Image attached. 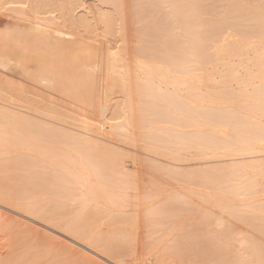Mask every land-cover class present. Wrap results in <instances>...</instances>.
<instances>
[{"label":"bare ground","instance_id":"1","mask_svg":"<svg viewBox=\"0 0 264 264\" xmlns=\"http://www.w3.org/2000/svg\"><path fill=\"white\" fill-rule=\"evenodd\" d=\"M103 1H107V4H108L109 0H103ZM129 1L131 2L132 0H129ZM137 1H141L140 4H138L137 6V7H140V9L142 8L141 12L140 10H137L139 11L138 13L135 10L136 8L135 6H132L133 8L135 7L134 8L135 11L133 9L128 8L131 10V13H133L132 11H134L133 14L135 15L136 13V16L138 14L140 17L139 16L137 17L141 19L140 22L138 19V21L136 22L137 23L136 26H134V28L136 27L138 29V27L140 26L137 27V25L139 23L141 24L140 29H138L139 33H137L139 37L137 35V38H136V40L138 41V46L135 45L136 49L134 48L135 55H132L131 53L132 51L129 45H126L124 47V44H123V46H121L117 51H114V53L112 52H110L111 54L109 53L110 56L108 60H106V63L104 62L102 63V61L104 60V59L102 60V58L99 60L100 55L97 57V55L94 52L90 53L89 50L87 52L86 51L87 47L85 48L84 46H82L83 48H80L81 45L77 46L76 44H74V42L71 41L73 39L72 33L71 32L68 33L65 30H63L68 27L75 28L78 25L77 23L79 22L78 16L80 15L76 17L78 19L77 20L75 17H73L74 15L70 16L68 12L70 6L71 5L73 6V4L77 3L76 0H13L11 2L9 1L11 4H7L9 8L6 7L8 9L7 10L8 12L5 10L6 8L4 9V13L6 11V13H9V14L8 16H6V13L4 16L0 15V21L6 25H7L6 22H11V24H13L11 31H14L15 33L16 31H19L20 33H24L25 36L19 37L21 35L16 36L12 34L2 35L0 32V42L3 43V45H6L7 47H9L10 50L13 52H16L19 46L22 47L20 43L23 44V42L24 44L26 43L28 45L29 49L27 50L32 49L33 51H37L41 49L40 47H43L44 42L51 43L55 50L50 52V55L48 57H45L44 55L39 56L37 54L34 57L30 56L28 59H26L23 56L24 53L20 54L22 56L21 58L12 57L10 54L9 55L6 54L5 56L4 52L2 55L0 54V100L5 101L6 103L7 102L8 103H19V105L20 103H27L23 107L30 109L32 111L39 112V113L44 112V114L46 113L47 115H49V117L52 115V117L54 116V119L55 117L59 116L60 118H62L61 121H64L66 123L68 122V125L71 126L72 124L70 125V123H71L72 118L69 119L68 115L63 114L64 112L61 113L60 111L59 112L55 111L53 109L54 107H52V105L50 106L49 103L47 107L43 106L42 103H41L42 106L33 105L34 103H36L35 97L40 96L38 94L41 91V90L39 91L40 88H43V90L51 89V91L54 89H56V91L59 90V92L61 91L62 93L69 94L70 97L73 98V100L78 101L80 103L82 102V104L83 102L87 104L88 110L85 111L86 114L84 113L85 117L84 116L81 117L86 120L83 122L81 121L82 125L80 127L85 129V131L89 132L90 130L97 129V127L99 126L98 123H97V126H95L94 123L97 122L96 119L97 117H99L97 116V110H99L101 107L98 108L100 105L98 106L97 104H94V103H99L98 97L101 94L98 97L96 95L97 97V100H96L94 96V86L96 84V79H97L96 74L97 72L99 73V71L102 68V65H104L103 67H105V72L109 70L112 74V76L111 75L108 76L107 75L109 72L108 71L106 74L107 78H106V75L104 74L106 80L102 77L105 80L104 85L105 87H107L106 91L109 94L111 93L110 94L111 96L112 93H114L113 91L115 89H118L119 93H121V95L123 96L122 100L124 98L127 99V103L123 102V104L126 107L124 106L123 109L120 108L122 109V112H123L122 114L123 116H121L122 119L120 121L116 120L117 122L115 121L113 125L114 138L117 137L119 140H126V142L129 145L135 146V144H133L132 141H134L135 139H138L137 137L140 135L139 131L143 129L145 132L146 129H149L150 132H148L147 130V133H144L147 135L146 136L143 135V136L147 138L144 140L145 142L149 141L152 144L148 142V144H146V147L153 149L154 152L157 151L156 152L158 153L157 155H160L161 153H163L161 155H163L164 158L170 157L171 160L178 161V163L179 161L181 162L184 161L187 158L186 157L187 155H189L191 158L195 155L196 156L199 155L198 157L201 158L199 159L200 162L202 159L204 161L208 160L207 162L209 164V160H212L213 163L214 162L219 163V161L221 163L222 162L221 160H223L226 157L228 159L230 158L234 160V158L242 159V157L244 158L247 156H253L260 152L264 153V121H262V117H264V105L263 104L260 105L255 102L253 103L250 102L252 104H249L247 102H248V99H250V97L247 98L242 95H238V93L237 94L234 93V91L230 88V86H228L230 81L237 80L233 69L229 68V70H226L227 72H225L226 73L224 75L225 77L223 76L224 79L221 82L223 86L221 85L222 86L220 87L221 90L220 92L218 91L219 92L218 95L220 94L221 96H219V99L218 97H214L215 99V101H213L214 103H211V102L203 103L204 100L202 102V99H204V97L196 93L197 92L196 89H198V91L200 90V88L197 87L199 86L197 84H200V82L198 83V80H199L198 77L200 75L205 74V72L208 71L205 69L204 65L207 64L206 66H209L213 62H216V64L218 65L222 64L223 62L221 61H223L222 58L224 55L222 54L223 56L221 55V58H220V54L226 51V49L229 50L228 47L230 45H233L234 41L236 40L234 36L231 33L226 32L225 29H227L228 31L231 28L233 30L234 27H235L234 29H236V27L240 28L243 26L242 23H245L246 25L245 27H247V31H251L248 29V24H249L250 25L249 27L251 28L253 27L254 29H256L255 33L253 32V30L251 31L253 32L252 34L254 35L260 34L259 36L261 35L264 36V0H262V2L261 0H253L252 1L253 3L249 2L251 1L249 0L248 2L251 4H245L244 1L247 2V0H244V1L242 0H164L163 1L165 2L164 6L166 7L168 5L167 3H169L170 6H167V8L171 7V9L168 8V10H171L170 11L171 13L168 12V14L164 16L168 17V15L170 16L171 14V16L168 17L169 20L171 19V22L169 20L168 21L164 20L163 24L160 23L162 26L158 24L160 21L155 23L156 25L152 24L154 21L152 20V15L147 14V12L153 13L152 10H151L152 12H150L151 7L153 8L154 11L157 10L155 12H160L161 8L163 7H161L160 10H158L154 7V5L158 3H155L153 6L150 7L149 6L150 4H148L150 0H137ZM137 1L136 3H139ZM151 1L154 2V0H151ZM127 2L128 1L126 0V2L124 3H127ZM158 2L160 6V1ZM117 3H118L117 6L123 7L121 6L123 4V0H121V4H120V1H118ZM145 3L148 4L150 9L146 8L147 4ZM102 4H105V3H102ZM132 4L130 3L129 5L131 6ZM163 4L164 3H162V5ZM76 5H78V3ZM80 5H81V2H80ZM80 5H78V7ZM201 5L204 6V8L206 7L207 9L206 12H203L206 15L205 17H199L202 12L200 10ZM126 6L124 5V7ZM105 8H106V5L104 9ZM115 8H117L118 10L119 7L115 6ZM76 9L79 12V9L77 8V6H76ZM88 9L89 8H87V10ZM58 10L60 11V14H57L58 12L56 13V11ZM61 10L63 11V13L64 11H66V13L62 15ZM108 10H110V8ZM111 10L113 11V9ZM125 10L127 9L125 8ZM162 10H161L162 12H165L166 8ZM53 11L57 14V16H55L54 14L52 15V13H54ZM2 12L3 11H1V13ZM74 12L76 13V11ZM119 12H122V11H119ZM114 13H117V12L115 11ZM121 14L124 15L123 13ZM125 14L127 13L125 12ZM155 14L156 15L160 14L161 16L163 15V13L161 12L155 13ZM134 15H133L134 19H137L135 18ZM111 16H114V14ZM154 16L155 15H153V17ZM164 16H162V18ZM125 17H128V16L126 15L124 17L122 16L123 19ZM150 18H151V21H150ZM162 18H159V19H162ZM199 18L204 20L203 21L204 23H202V20L201 22H198L200 25L201 23L203 24L201 26L197 25L198 23L196 22V20ZM128 19L129 18H127V20ZM98 20H101V19L99 18L97 19V21ZM101 21L103 23V20ZM109 21H111V19ZM133 24H135L134 21H133ZM111 25L112 24H110V26ZM127 25H124V26H127ZM116 26H118V24H116ZM229 26H231L230 29H229ZM90 27L94 28L89 25V28ZM72 28L71 30L73 32L74 29ZM134 28H132V30ZM126 29L128 30V28ZM137 29L133 30L134 33ZM45 30H48L49 34L44 35L43 32ZM93 30H96V29H93ZM244 30L246 31L245 28ZM118 31H117V35H118ZM122 31L125 32V30H122ZM234 31H232V33H234ZM245 31L242 30L239 34H242V33H243L242 35L249 34L248 37L252 35V34L250 35L251 32L246 34ZM95 32L97 33V30ZM95 32L94 34H96ZM129 33H131V31ZM225 33L227 34L225 35ZM16 34H19V33H16ZM117 35H115L116 38H117ZM236 35H237L236 38L237 39L239 38V43H240L239 46L241 45L242 42L248 39L247 36H242V37H247L246 39H243L241 38V35L239 36L238 34ZM96 36L99 37L98 34ZM115 37L112 35V39ZM251 38L252 37L249 38L250 41H251ZM134 40L135 38L133 39V41ZM254 40H256V38ZM121 41H122V38H121ZM123 41L124 43L125 41H127L125 40V37ZM259 41L260 40L258 39V42ZM216 42L218 43V45L219 43H221L220 44L221 46L219 48L216 47L217 50H215L216 52L215 54L213 53L212 57L210 54L209 56V58L211 57L210 60L213 59V61L211 62L209 58H207L209 55L207 46L209 45L208 47L210 48L212 45L209 43L216 44ZM111 43L114 44L115 42L111 41ZM229 43L230 45H228ZM236 43H237V40L235 41V44ZM245 43L246 42L242 43L241 46L245 47V45L246 44L248 45L250 42H247L246 44ZM113 44L111 45L113 46ZM117 45L118 44H116V47ZM237 46L238 45L236 44V47ZM233 47L234 46L231 47L232 48L231 51H233L231 52L232 54L231 55L227 54L226 57H229V55L233 56L235 53L236 54L234 55V57L236 55H238V57L240 55L241 57V55L244 53V50H247L245 48H243L244 50L237 48V52H236L235 50H233ZM248 47L249 45L246 48ZM194 49L196 50L199 49V50L198 52H196L194 51ZM238 49H240V51H238ZM55 52H58L59 55H56ZM80 52L84 53L85 56L83 57V62L82 63H80L81 61L79 62L80 63V66H79V64L77 65L76 63L78 61V58L76 57V55L79 54ZM195 52H196V55L197 53H200L198 54L199 59L197 62L198 64L200 63V65L203 64V68L197 65H194V67L195 66L196 68L200 67L199 69L197 68L198 71L199 70L202 71V69L203 70L205 69L206 71L204 70L205 72L203 74H201V71L199 73L197 71H194L195 69L193 68L192 63L194 59L196 58L192 59V55L196 56L194 55ZM238 52H242V54L241 53L239 54ZM224 53L226 55V53L228 52H224ZM245 54L247 55L246 52ZM244 55L242 56L245 57ZM103 56H105V54H103ZM126 60H130L128 64L125 63ZM261 60L263 61L262 58ZM261 60L257 61L258 65H261V62H260ZM29 63H32L33 65L30 66ZM216 64H214V67L216 66ZM210 67H212V65ZM95 69L97 70L96 72H95ZM102 70L104 72L103 68ZM195 73H197L198 75ZM16 74L19 76L20 75L24 76L25 77L24 79H27L28 83L27 82H17V80L16 82H14L12 78ZM140 76L142 77L140 78ZM99 80H98V85H99V82H102ZM156 81L158 83L159 82L163 83V85L165 83H167V85L168 83H170L173 86V88H176V89L182 86L185 87V91L187 92V94H185L186 97L184 96L185 98H182L183 97L182 95L184 94L180 95L181 93H179L178 95L176 93L178 89L175 92L172 91L170 94L162 90L160 91L159 86H161L160 85L161 83L159 84V86H157L155 84ZM37 87H40V88L38 89ZM102 87H103V84H102ZM98 89H101V87ZM256 89L254 90L255 91L253 94L254 97L257 96L255 93L259 94L258 92H256ZM36 91H39V92L36 93ZM99 91L101 93V90ZM263 91H264V87H263ZM263 91H260V92H263ZM43 92L44 91L41 92L42 95H43ZM240 93L242 94L243 92H240ZM134 94L139 95V98H141L142 100H139V98L138 100L142 101V103H138V104L132 103L133 102L132 99H134V96H135ZM260 95L258 96V98L260 97ZM213 96L211 97L213 98ZM215 96H217V92ZM241 96L247 101L245 100H241L242 102L238 101L237 99H239ZM242 97L241 99H243ZM41 98H44V97H41ZM50 98L52 100L53 98L52 94ZM207 98L205 97V100H207ZM258 98H256V100ZM53 99L54 101L56 100L57 102L58 98H53ZM62 100L60 99V102ZM218 100L220 101V103H218L219 102ZM221 101L222 102L227 101V103H224V102L222 103ZM236 101H238L239 103ZM243 101L245 102L243 103ZM250 101H254V100L250 99ZM62 103H64V101ZM106 104H108V100ZM78 106H79V103H78ZM56 108L57 107H55V109ZM76 108L77 107H75V109ZM78 108L79 110L76 109L77 111H75L74 106H73V109L75 112L80 111V107ZM139 109L141 113H139ZM257 111L260 113H258ZM77 115L79 116L80 114L76 113V116ZM76 116H74V118L77 119L78 116L77 117ZM108 119L109 118H107V120ZM73 120L72 122L74 124L75 120L74 121ZM79 123H76V125L78 126L81 124ZM128 127L131 129L128 130ZM123 130L125 132L128 131L126 132L128 134L127 135L125 134L126 136L121 135L125 133L123 132ZM152 132H154L155 135ZM91 133L93 132L91 131ZM148 133H151L153 136L150 134L148 135ZM86 134L89 135L88 133ZM87 135H82V136H87ZM90 135L92 137H97V138L99 137L98 135L95 136L94 133ZM88 137L89 136H87V138ZM62 138L64 139V143H66L70 139L68 137L67 139H65L64 137H61V139H59L61 143H63ZM142 141L143 140L141 139L140 142ZM29 147L28 146L25 147L27 151H30L29 154L39 153L37 146L36 147L33 146L31 148ZM230 150L231 152H229ZM58 151L60 152V154L62 153L60 150ZM164 154L169 157L164 156ZM34 157H38V156H34ZM83 157H84L83 159H79L78 161L79 165H76L73 163H68V162L66 163L67 160L66 161L64 160L65 162H63L62 159L61 161L59 160L58 162H56L58 159L57 156L56 158L54 157L50 158V156L47 158L46 156L47 160L46 159L44 160L52 164L51 167L53 170L51 169V171H55L56 169L64 177L62 176L60 178V174H58V177H57L56 173L54 172L56 177L49 178V180L47 179L46 183L45 182L43 183L50 185L49 188L53 187L56 190L58 189L56 192L57 195H59L58 191L60 192V190L61 192L63 190L64 194H67V191H66L67 189H74V190L76 189L75 191L77 192V196H79L80 198L82 197L81 198L82 200H80V202L83 203L84 205L80 212L81 215L80 214L76 216L74 215L75 217H73V219L67 220V222L65 223H64L65 220L59 221L58 219L57 221L56 220L54 221H56V223L58 221L60 223L63 222L61 225H63L64 230L66 231L67 229V233L69 231L70 233L75 235L76 238H78L76 240H79L81 238L80 240L83 239L82 243H85V241H87V243L89 242L91 245H94V246H85L86 248L96 247V246H98V248L101 247L102 250L107 252V254L111 255L110 256L111 258L114 257V258L120 259L121 264H141L142 261H143L142 263L144 264L145 262L143 258L142 260H140V257H139V256L143 257L144 254L142 253L143 255H140L141 249L139 248L140 253L138 255L136 248H138L139 245L141 244L143 245L146 243L157 244L156 248L152 246V249H150L151 247H149L150 250L147 249L149 250V252H151L150 255H152L153 250L156 251V249L159 248L158 246L161 245V248H162V245H165L168 247L169 250L170 249L175 250V253L172 250H170L173 252V254H175V256L171 255L172 258L177 256L178 258L177 257L176 258L178 260L183 259L184 262L180 261V263H183V264L184 263L185 264H264V185H263L264 161L261 160L262 162L256 161L255 163H253L254 160L252 161L251 159L250 161L253 163V165L252 163H249L250 167L252 165V170H248V172L251 171L248 177H246L247 174H245L242 170V167L244 164H241L242 167H239L240 164L239 165L237 164L238 167H233V170L231 169V171L227 169L228 172L225 168H219L218 169L219 171L216 170L217 173H215L214 170L213 172H211L210 169L207 170L206 168V170H201L200 173L198 171V173L200 174V177H199V174H196V176L195 175H192V177L188 176V179L187 177L181 176L180 174L181 171L179 174L178 172L177 174L176 172L170 173V171H169L170 174H167L168 172L165 171L166 172L165 173L162 169L157 168L158 169L157 171L158 173H157L155 171L156 167H152L153 165L148 164L149 166L148 167L146 166V168H148L146 169L147 172L148 170H151V169L153 170L155 168V170H153L155 173L160 174L162 172L161 175H158V176H162L163 180H165V178L163 177L164 173H165L164 176L169 175V177H166V180L164 182H162L161 178L158 179L159 177L157 179L161 180V182L156 181L154 179H156L157 174L154 175L153 174L154 172L151 170L153 173L149 171L148 172L149 175L147 176L148 178L152 177V179L155 182H152V181L149 182L148 179L146 182H143L144 177L142 181V175L140 173L142 170H139L138 165H137L138 167L134 169L133 166H134L135 160L130 159L131 162H129L128 160L126 161L125 159L127 156H125L124 153L123 154L122 153H103V154H97L96 156H94L93 154H85ZM198 157H195L194 160ZM51 159L52 161L56 159V161L54 160L55 162L54 161L52 162ZM127 159H129V157ZM190 159H187V161L185 162L187 163ZM194 160H191V161L194 162ZM255 160H259V159H255ZM21 161L22 160H20V162ZM185 162H182V164ZM125 163L126 165L131 164L133 169L130 170V168H128L125 165ZM28 166L30 165H27V167ZM76 166H78L79 168H77ZM199 166H201V164ZM181 167H183V165ZM246 167L248 168V166ZM250 167L248 169H250ZM143 168L145 170V167ZM247 168L245 169L243 168L244 171L247 170ZM211 169H214V168H212L211 166ZM147 172H144V173H147ZM151 173H152V176H151ZM244 174H245V177H244ZM153 175L155 178H153ZM91 176L93 179L91 178V180L89 181ZM171 176L173 180L171 178V181H170L169 179ZM225 176L228 179H231L232 181L234 180V178L244 177L245 179L244 181L240 180L242 182V183L240 182V185L244 187H240V185H238V188H236V190L234 189L235 187H233V185H232V188L229 187L231 186L230 184L227 187L226 183L229 180L227 182L225 181L226 183H224L223 178H225ZM195 177H197L198 180L199 178L201 180L197 182L198 180L196 181ZM213 178L217 181H209ZM45 186L46 185H44L43 188ZM223 193L225 194L227 193L231 195L234 194V197L232 196L225 197L226 195L224 196ZM64 194L62 196H64ZM235 194L237 196L240 195L244 197H246L249 194L248 196L250 197L249 198L248 197L237 198L235 197L236 196ZM259 194H263L262 198L258 196ZM14 203H11V204L13 205ZM63 204H65V202ZM17 206L19 205L17 204ZM91 206H92V209L96 211L94 212L95 214L97 213L100 216H103V215L107 216L108 218L107 217L106 218L112 221V222L109 221V223L112 224V227H115L117 230H121V232L123 231L122 233L125 232L126 236L127 235L129 236L127 237L130 243L129 247L132 248L133 246H135L133 247L135 250H133L132 248L133 252L131 251L130 253L126 252L128 255H125V251L124 253H123V250L118 251V249L123 248V245L119 244V242L122 241L121 240L122 239L121 237L123 235L122 233H121L122 235L119 234V238L121 239H118V242H116L117 240L114 241L112 239L116 231L114 232V234H112L113 236L109 235L111 239L113 240V242L118 243L120 245V246L118 245L119 247L122 246L121 248L119 247L116 248L117 244L115 243L116 245L114 246L111 239H110L111 242L103 241V239L105 238L104 237L105 235L102 234L103 235L102 238L104 237L103 239H100L97 236V234L93 235L92 233L93 235L92 236L90 234L91 233L90 227L88 228L90 230L87 234L91 236L86 234L84 230L85 228L80 229L82 224H87L84 221L86 217L89 216V214L91 215V213H93V212H90L88 214L86 213L85 215V212H87L88 208L89 207L91 208ZM24 210L25 209H23V211ZM94 213H93V216H94ZM35 216L37 217V215ZM100 216L99 218H101ZM49 217H50V214H49ZM60 217L61 216H59V218ZM74 218L79 219V220L81 219V221L83 218L84 219L83 221L85 223H82V224L79 223L80 226L78 227L77 226L78 223ZM90 218L88 222L92 221L90 220ZM103 218H101L102 221H103ZM50 219L48 218L47 220H50ZM101 219L99 221H101ZM95 221L97 222L96 219ZM47 223H50V222H47ZM51 223H53V220ZM101 223H99L98 225H100ZM106 223H105L106 226L103 225V227L105 226V229L101 227L102 226L101 224L100 228L98 227L99 230H101L102 228V230H107L109 232L108 230L109 228L107 227ZM59 225H58V228H59ZM93 226L97 228V226L95 225ZM107 231H104V232H107ZM118 233H120V231ZM160 233H161L160 237L158 238L154 237L155 235L159 236ZM106 237L108 238V236ZM72 238H75V237H72ZM123 239L126 240V238L124 237ZM104 240H106V238ZM106 242L107 244L109 243L110 246L113 245L111 247L113 249L116 248L117 251L112 250L111 247L108 246L109 244L107 245ZM121 243L124 244L123 241ZM134 244L136 245L139 244V245H137L138 247H136V245ZM142 250H143V246H142ZM169 250H166V251H169ZM94 251L97 252V250H94ZM134 251H136V254ZM72 252L74 254L75 251H72ZM75 254L78 255L76 252ZM107 254L106 256H109ZM76 255H73V256L75 257ZM162 255L160 254L159 257H161ZM168 255H169V258H171L170 254ZM73 256H70L71 259L74 258ZM165 256L163 255V257ZM78 257L79 256H77L76 259L74 260H71V259L70 260L75 262ZM169 260L171 261L172 259H169ZM176 262H173L172 260L171 264H174ZM58 263L59 262L54 263V264H58Z\"/></svg>","mask_w":264,"mask_h":264},{"label":"rangeland","instance_id":"2","mask_svg":"<svg viewBox=\"0 0 264 264\" xmlns=\"http://www.w3.org/2000/svg\"><path fill=\"white\" fill-rule=\"evenodd\" d=\"M9 1L11 2L13 0H4V1L3 0H0V5L1 6L4 3L3 4L4 7L3 6L2 7L0 6V15H3V16L5 15L6 11L8 10L7 8H9V6L7 4H11ZM76 1H77L78 5H80V2H81V5L79 6L80 8L78 7V5H76L77 3H75V4H73V6L72 5L70 6L68 12H69V15L70 16H73L74 15L73 17H75V18L78 15H80V16H78L79 17L78 18L79 20L76 18L79 21V22H77L78 25L75 28L68 27V28L63 29V30H65L68 33H70V32L72 33L73 39L71 41H73L74 44H76L77 46H80L81 45L80 48H83L82 46H84L85 48L87 47L86 48L87 49L86 51L88 52V50H89L90 53H93L94 52L97 55V57L100 55L99 56V60L101 58H102V60L104 59L102 61V63L103 62L106 63V60H108V58H109V56L111 54L110 52L114 53V51H117L121 46H123V44H124V47L126 45H129V47H130V49L132 51L131 52L132 55H135V49H136L135 48L136 47L135 45L138 46V41L136 40V38H137V35H138L137 33H139L138 32V29H140L141 24L139 23L140 25L139 24L137 25V27L140 26V27H138V29L136 27L134 28V26H136V24H137L136 22L138 21V19H139V22L141 21V19L137 17V16H139L138 14L136 16V13H135V15L133 13H134L135 10L136 11L137 10H140V12L142 11V8L140 9V7H137L138 4H140L141 1H137L136 0L137 2H139V3H136L135 0H132L131 2L129 0H127L129 2V4L130 3L132 4V2H133V4L130 6L128 4V2L127 3H124V2H126V0H123V4L121 5L123 7L117 6L118 5L117 2L120 1V4H121V0H109L108 1V4H107V1H103V0H76ZM158 1H160V6H159V2ZM163 1L164 0H156V1L154 0V2H152L150 0V2H148V4H150L149 6L151 7L155 3H158V4H155L154 5V7L156 9H158V10H160L161 7H163V8H161V10L164 9V8H166V11L167 12L166 11L165 12H162L163 10L162 11L160 10V12L163 13L162 16H164V15H167L168 12H170L171 10H168L169 7L167 8V6H170V4L167 3L168 5L165 7L164 6L165 5V2H163ZM242 1H244V0H242ZM248 1L249 0H247V2L244 1V3L245 4H251V3H253L252 2L253 0L249 1L251 3H249ZM261 2H262V0H261ZM102 3H105V4H102ZM162 3H164V4L162 5ZM145 4H147V3H145ZM148 4L146 5V8H149ZM5 5H7V6H5ZM75 5L79 9V12L77 11ZM105 5H106V8L107 9L106 8L104 9ZM109 5H110V7H109ZM113 5H114V7H113ZM124 5L125 6L128 5V6L124 7ZM115 6L116 7H119L118 10H117V8H115ZM132 6H135L136 7V8L134 7L135 10H134V8ZM246 6H248V5H246ZM87 8H89L91 11L89 9H88L89 10L88 11ZM109 8H110V10L113 9V11L111 10V12H110V10H108ZM120 8L123 9V10H121ZM125 8L127 10H125ZM128 8L133 9L134 10V11H132L133 13H131V10L128 9ZM137 8H139V9H137ZM4 9L6 10L5 13H4ZM169 9H171V7ZM86 10L88 11V13H87ZM151 10L153 11V13L147 12V14H149V15L151 14L152 15V20H154L153 23L151 22L152 24H155V23H157L159 21L160 22L158 24H160V23L163 24L164 20L165 21H168L169 20L168 17L171 16V14H170L171 12H170L169 13L170 16L169 15H168V17L167 16H164L165 18L163 17L164 18L163 19L160 14H157V15L155 14V13H160V12H155L157 10L154 11L152 7L150 9V12H152ZM200 10L202 12L200 11L201 12V15L199 17H205L206 15L203 12H206L207 11L206 7L204 8V6L201 5ZM1 11H3V12L1 13ZM74 11H76V13ZM115 11L117 13H114ZM119 11H122V12H119ZM61 12H62V15L66 13V11H64V13H63L62 10H61ZM83 12H85V13H83ZM109 12H110V14H109ZM125 12L127 14H125ZM137 12L139 13V11H137ZM56 13L57 14H60V11L58 10V11H56ZM56 13L54 12V13H52V15L54 14L55 16H57ZM82 13H83L84 16L82 15ZM121 13H123L124 15H122ZM8 14L9 13H6V16H8ZM86 14H88V15H86ZM89 14H91L92 16L89 15ZM113 14H114V16H111ZM125 15L128 16V17H125L124 18L125 20H124L122 18V16L124 17ZM133 15L137 19H134ZM153 15H155V16L153 17ZM83 17L85 18V20H84ZM155 17H157L158 19L155 18ZM99 18L101 20H103V23H102L101 20H98L97 21V19H99ZM127 18H129V19L127 20ZM159 18H162V19H159ZM110 19H111V21H109ZM199 19H197L198 21L196 20L197 23L198 22H201V20H202V23H204L203 22L204 21L203 19H200V20ZM155 20H156V22H155ZM161 20H162V22H161ZM133 21L135 22V24H133ZM150 21H151V18H150ZM169 21L171 22V19ZM125 22H127V23H125ZM6 23H7V25L4 24V23H2V22L0 23V32H1L2 35H10V34H12V35H16V36L21 35L19 37L25 36L24 33H20L19 31H16V33H19V34H16L14 31H11V28H12V25L13 24H11V22H6ZM109 23L112 24V25L110 26ZM202 23H201V25H203ZM84 24H86V25H84ZM93 24H94V26H93ZM116 24H118V26H116ZM127 24H129V25H127ZM242 24H243L244 27L243 26L240 27V28L236 27L237 31L239 30L238 33H237L236 29H234L235 27L233 28V30H232V28L230 29L231 26H229V29L230 30L227 31V29H225L226 32L231 33L234 36V38L237 40V43L236 44L238 46L236 47V44H235V41L236 40L234 41V43L231 42V43H233V45H230V43L228 44V45H230L228 47L229 50L226 49V51H224V52H228V53H226V55H225L224 52H222L220 54V58H221V55L222 54L224 55V56L222 55L223 56V58H222L223 61H221L222 59L219 60V61H221L223 63L220 64V65H218V64H216V62H213L214 64H216L215 67H217V68L214 67V64L213 63H211L213 61V59L212 60H210V59H211L213 53L215 54V52H216L215 50H217V48H219L221 46L220 45L221 43H219V45H218L217 42H216V44L209 43V44L212 45L211 46L212 48L210 47L211 50L208 47L209 45L207 46L208 54H209V55L207 54L208 55L207 58H209V56L211 54V57L209 58V60L211 61V62L210 61L209 62L211 64L209 65V63H208L209 66H206L207 64L204 65L205 69L208 70V71H206L204 69L207 73L203 69H202L203 72L201 70L198 71V69L200 67L203 68V64H201V65H200V63L198 64V62H197L198 59H199L198 58L199 57L198 54H200V53H197V55H196V52H198L199 49L198 50L194 49V51H196L195 54H194L196 56H193L192 55V59L196 58V59H194V61L192 63L193 68L195 69L194 71H197L198 73L201 71V74H203L205 72V74L200 75L198 77L199 78L198 83L200 82V84H197V85H199L197 87L200 88V90H199L200 92L198 91V89H196V91H197L196 93L199 94V95H202V97H204V99H202V102L204 100L203 103H210V102L211 103H214L213 102V101H215L214 97H218V99H219V96H221V95L220 94L218 95V93L221 90L220 87L223 86L221 84L222 80L224 79L223 76L226 74L225 73V72H227L226 70H229V68H231L235 72L234 74H235L237 80L230 81L229 84H228V86H230V88L234 91V93H236V94L238 93V95H242V96L247 97V98L250 97L251 100H254V101H250V99H248V102L247 103H249V104H252L253 102H255V103H258L260 105L261 104L264 105V96H263L264 95V91H263V87H264V40L263 39H264V36L261 35L262 36V38H261V36H259L260 34H258V35L257 34H255V35L252 34L253 32L255 33V30L256 29H254L253 27H252L253 28L252 29L251 27H249L250 25L248 24V29L251 30V31L253 30V32L247 31V27H245L246 26L245 23H242ZM89 25L92 26V27H94V28H91V27L89 28ZM124 25H127V26H124ZM197 25H200V24L198 23ZM113 27H115V28H113ZM123 27H125V28H123ZM71 28L74 29L73 32H72ZM126 28H128V30ZM132 28H134L133 30L137 29L136 30L137 32L135 31V33H134V31L132 30ZM241 28H242L243 31H245L244 28L246 29V31H245L246 34H248V33L251 32L250 33V35L252 34L250 36V37H252L251 38V41L249 39L250 37H248L249 34L248 35H245V34L242 35L243 33L242 34H239L242 31ZM93 29H96L97 30V33L95 32L96 30H93ZM121 29L122 30H125V32L122 31ZM114 31L116 32V34H115ZM117 31H118V35H117ZM127 31H129V32L131 31V33L127 32ZM232 31H234V33H232ZM94 32L96 34H94ZM123 32H124V34H123ZM43 34L44 35L49 34V31L48 30H45L43 32ZM97 34L99 35V37L96 36ZM114 34L117 35V38L115 37ZM226 34L227 33H225V35ZM236 34H238V36L241 35V38H243V39H246L248 37V39H246L245 41L244 40H242V41H244L246 43L247 42H250L248 44L249 45L248 48H250V49L246 48L248 46L246 43L245 44L247 46L245 44H243V45H245V47L241 46L242 43H244V42H242L241 45L239 46V44H240L239 43V38L238 39L236 38L237 37ZM112 35L115 38L112 39ZM93 36L95 37V39H94ZM104 36H105V38H104ZM118 36H119V38H118ZM134 36H136V37H134ZM242 36H247V37H242ZM39 37H41V36H39ZM124 37H125V40H127V41H125V43L123 41L124 40ZM138 37H139V35H138ZM253 37H254V39L256 38V40H254ZM121 38H122V41H121ZM128 38H129V40H128ZM130 38H132V39H130ZM134 38H135V40L133 41ZM107 39H108L109 42L107 41ZM258 39L260 40L259 42H258ZM111 41L112 42H115L116 44H118L117 47H116V44L114 43L115 44L114 45L113 43H111ZM132 41H133V43H132ZM45 43H47V42H44L43 43V47H40L41 49H39L37 51H33L32 49L31 50H27V49H29L28 45L26 43L24 44V42H23V44L20 43L22 45V47L19 46L18 50H16L17 53L11 51L9 47H7L6 45H3V43H1L0 46L2 48L1 47L0 48L2 50L0 49V52H1L0 54L2 55L3 52H4L5 56H6V54L7 55L10 54L12 57L21 58L22 56L20 54L24 53L23 56L26 59H28L30 56L31 57H34L37 54L39 56L44 55L45 57H48L50 55V52H52L55 49L53 48V46H52L51 43H47V44H45ZM93 44H94V46H93ZM111 44H113V46ZM250 45H251V47H250ZM232 46L236 47V48L233 47V50H235L236 52H237V48H240V49L245 48V49H247L249 51L243 49L244 50V53L243 54H242V52H238L239 54L241 53L242 55H244L245 52L247 53V55L246 54L244 55L245 57H243L241 55L242 58L239 55V57L241 58L240 59L238 57V55H236L234 57V55L236 54L235 51H234L235 54L233 53L234 55L233 56H230L232 54L231 52H233V51H231L232 50V48H231ZM213 48H215V49H213ZM240 49H238V51H240ZM243 50H241V51H243ZM106 51L107 52L109 51V52L107 53ZM211 51H212V53H211ZM13 53H14V55H13ZM205 53H207V52H205ZM55 54L56 55H59L58 52H55ZM103 54H105V56H103ZM227 54H230L229 57H226ZM84 56H85V54L84 53H81V52L76 55V57L78 58V61L76 62L77 65L79 64V66H80V63L83 62V57ZM261 56H263V57H261ZM261 58L263 59V61L261 60ZM259 60H261L260 61L261 62V65H258L257 64L258 63L257 61H259ZM129 61L130 60H126L125 63L128 64ZM29 65L32 66L33 64L32 63H29ZM194 65H197V66H200V67L199 68L197 67L198 68L197 69L196 66L194 67ZM211 65H212V67H210ZM103 66L104 65H102V68L104 69V72H103L102 68L99 71V73L97 72V74H96V77H97L96 84L94 86V96H95V99L96 100H97V97L101 94L99 96L101 98V100L98 97V99H99L98 102L99 103H94V104H97L98 106L100 105L99 107L98 106H96V107H98V108L101 107L99 110H97V108H96V110H97V116H99V117H97V119H96L97 122L94 123L95 126H97V123L99 124V126L97 127V129L90 130L89 132L88 131H85V129H83V128L80 127L82 125L81 121L83 122V121L86 120V119L81 118V117H83L85 111L88 110L87 104H85L84 102L82 104V102L80 103L78 101H75V100H73V98L70 97L69 94L62 93L61 91L59 92V90H57V91H56V89H54L52 91H51V89H47V90L45 89V90H43V88L37 87L38 89L40 88L39 91L41 90L40 92L39 91H36V93L39 92L38 94L40 96L39 97H35L36 103H34L33 105H36V106H42L43 105V106H46V107L49 104H50V106L52 105V107H54L53 109L55 111H58V112L60 111L61 113L64 112L63 114L68 115L69 119L72 118L71 119V123L69 122L70 125L72 124L71 126L68 125V122L66 123L64 121H61L62 118H60L59 116L58 117H55V119H54V116L52 117V115L49 117V115H47L46 113L44 114V112L39 113V112L32 111L30 109H27V108L23 107L27 103H20V105H19V103H8V102L6 103L5 101L0 100V264H54V263H57V262H59L58 264H76V263L77 264H121L120 263V259H117V258H114V257H113L114 259L111 258L110 257L111 255L107 254V252H105L104 250H102L101 247L98 248V246H96V247H87L86 248L85 246H94V245H91L89 242L87 243V241H85V240H84L85 243H82L83 242V239L80 240L81 239L80 238L79 240H76L78 238H76L75 235H73L69 231L67 233V229H66V231L64 230L63 225H61L63 222L60 223L59 221L60 220L61 221L62 220L63 221L65 220L64 221V223H65V222H67V220L73 219V217H75L76 215H79V214L81 215L80 212H81V209H82V207H83L84 204L80 202V200H82L81 199L82 197L80 198L79 196H77V192L75 191L76 189L75 190L74 189H67L66 190L67 191V194H64V191L62 190V192H61V190H60L61 193L58 191L59 195H57L56 192H57L58 189L56 190L53 187H50L49 188L50 185L45 184L46 181H47V179L49 180V178H53V177H56V176L58 177V174H60L56 169H55V171H51V169H52L51 165L52 164H50L48 161L46 162V160H47V158L49 156H50V158L51 157L52 158L53 157L56 158V156H57L58 157L57 161H56V159H54L56 162H58L59 160L61 161V159H62L63 162H65L67 160L66 163L68 162V163H73V164L79 165L78 164L79 159H83L84 158L83 156L85 154H93L94 156H96L97 154H103V153H122V154L124 153L125 156H127L126 159H125L126 161L128 160L129 162H131L132 159L135 160L134 166H133L134 169L139 166L138 167L139 170H142L141 172L140 171L139 172L142 175V181H143V177H144V181L143 182H146L147 179H148L149 182L150 181L155 182L154 180L160 181V182L162 180V182H164L166 180V177H169V175L164 176L166 172H168L167 174L174 173V172H176V174L178 172V174H179L180 171H181V173H180L181 176L182 177H187V179H188V176H191V177H192V175H195L196 176V174H199L201 170H206V168H207V170L210 169L211 172H213V170H214L215 173H217V171H219L218 170L219 168H225L226 170L228 169L229 171H231V169L233 170V167H238L239 164H240L239 167H242L241 164H244L245 165V166L243 165L242 170H243V172L245 174H247L246 177H248L249 174H250V172H251V171L248 172V170H252L253 163H255L256 161L257 162H260L261 160L264 161V153H262V152L255 154L256 156L253 155V156H247V157H244V158L242 157V159L241 158H239V159L238 158H234V160H233V159H230V158L228 159L226 157L223 160H221L222 161L221 163L219 161V163H217V162L215 163L214 162L215 164L213 163L212 160H209V164L207 162L208 160H205L206 161L205 162L202 159L201 162H200L199 159H201V158L198 157L199 155H197V156L195 155L192 158L189 155H187L186 156L187 158L184 161H182V162H185V161H187V159H190L191 158L188 161L189 163L188 162L187 163L185 162V163L182 164V162L179 161V163H180V165H179L178 161L171 160L170 157L167 156V155H165V154H164V156L169 157V158H164L163 155H161L163 153H161L160 151L159 152L161 154L160 155H157L158 154V153H156L157 151L154 152L153 149H151L149 147H146V144H148L149 141L148 142L147 141L146 142L144 141L145 139H147L146 137H144L147 134H144V133H147V130H148V132H150L149 129H146L145 128L146 129L145 132H144L143 129H141L139 131V134L140 135L137 137L138 139H135V140L133 139L134 141H132L133 144H135V146L134 145H129L126 142V140H119L117 137L114 138V136H113L114 135V132H113L114 131V127H113V125H114V123H115L116 120L117 121L118 120L120 121L122 119V117H121V116H123L122 115L123 114L122 109L125 106L123 104V102L127 103V99L124 98L122 100V97L123 96L121 95V93H119L118 89H115L113 91L114 93H112V95H111L112 97L110 96L111 93L109 94L106 91V88L107 87H105L104 81L106 80L105 79V75L107 74V72L109 70L107 72H105V67H103ZM226 67H228V68H226ZM96 71L97 70L95 69V72ZM98 74L99 75L101 74L100 75L101 78H100V76ZM195 74H197V73H195ZM107 75L108 76H110V75L112 76V74H111L110 71L108 72ZM107 75H106V78H107ZM20 76L16 74L12 78V80H14V82H16V80H17V82H27L28 81L27 79H24L25 78L24 76H22V75H20ZM141 77L142 76H140V78ZM99 78H100V80H99ZM98 80L99 81H102V82H99V85H98ZM101 83L103 84V87H102V84ZM160 83L161 82H159V83L157 81L155 82V84L157 86H159ZM160 85H161V86H159L160 87V91L162 90V91H165L166 93H169L170 94L172 91L175 92L178 89L176 91V93L178 95H179V93H181L180 95L184 94V95H182L183 96L182 98H185L186 97L185 94H187V92L185 91V87H183V86H182L183 88L182 87H178L176 89V88H173V86L170 83H168V85H167V83H165L164 85H163V83H161ZM100 87H101V89H98ZM256 88H258V89H256ZM260 88H262V89H260ZM38 89H36V90H38ZM255 89H256V92L259 93V94L255 93L257 95L256 97H254V95H253L254 92H255L254 91ZM259 89H260V91H263V92H260ZM99 90H101V93H100ZM42 91H44L43 92V95L41 93ZM96 91L99 92V93H97ZM115 91H117L118 93L115 92ZM184 91H185V93H184ZM57 92H58V94H57ZM216 92H217V96H215L216 95ZM240 92H243V93L241 94ZM51 94H52L53 98H58L57 99V102H56V100L54 101L53 98L51 100V98H50L51 97ZM62 94H63V96H62ZM105 94H106V96H105ZM96 95H97V97H96ZM116 95L119 96V97H117ZM134 95L135 96H134V99H132L133 100L132 103H137V104L138 103H142V101H139V100H142L141 98H139V95H137V94H134ZM259 95H260V97L258 98ZM211 96H213V98ZM41 97H44V98H41ZM63 97H65V98H63ZM135 97H137V98H135ZM205 97L206 98L208 97L207 100H205ZM236 97H238V96H236ZM241 97L239 99H237V100L238 101H241V100L247 101L243 97H242L243 99H241ZM36 98H38V99H36ZM46 98H48V99H46ZM68 98L70 100H72V101H70ZM117 98H119V99H117ZM138 98H139V100H138ZM256 98H258V99L256 100ZM60 99L61 100L63 99V100L60 102ZM58 100H59V102H58ZM107 100H108V104H106L107 103ZM63 101H64V103H62ZM121 101H122V103H121ZM238 101H236V102H238ZM245 101H243V103ZM223 102L224 103H227V101H223ZM250 102H252V103H250ZM41 103H42V105H41ZM78 103H79V106H78ZM218 103H220V101ZM228 103H230V102H228ZM231 103H233V102H231ZM73 106H74V109H75V107H77L76 108L77 110H79L78 107H80V111L75 112L77 110L75 109V111H74ZM105 106L106 107L108 106V107L106 108ZM55 107H57V108L55 109ZM120 108H122V109H120ZM61 110H63V111H61ZM76 113L77 114H80V115L79 116L77 115L78 116L77 117L76 116ZM139 113H141L140 109H139ZM258 113H260V112H258ZM104 115H106V116H104ZM74 116H76L78 120L76 118H74ZM107 118H109V119L107 120ZM72 120L74 121V124H73ZM262 121H264V117H262ZM76 123H79L80 125L77 126ZM75 125H76V127H75ZM130 129L131 128L128 127V130H130ZM91 131L95 134V136L98 135L99 137L98 138L97 137H92L90 135V134H93V133H91ZM123 132H125V131L123 130ZM126 132H128V131H126ZM126 132L123 133V134H121V135L126 136L128 134ZM86 133H88L89 135H87ZM152 133H154V132H152ZM149 134L152 135L151 133H148V135ZM64 135H66L70 139L66 143H64V139L62 138L63 139L62 140L63 143H61L59 141V139H61V137H64L65 139H67V137L64 136ZM82 135H87L89 137L87 138V136H82ZM154 135H155V133H154ZM157 135H158V133H157ZM141 139L143 140L142 142H140ZM150 144H152V143H150ZM26 146H28V147L30 146L29 148H31L33 146L34 147L37 146L38 147V150H39V153L38 154H31L30 153L31 154L30 155L29 154L30 151H27V149H25ZM132 146H134V147H132ZM58 150H60L62 153L60 154V152ZM229 152H231V150ZM32 155L38 156V157H34ZM46 156H47V158H46ZM59 157H60V159H59ZM128 157H129V159H127ZM195 157H198V158H196L194 160ZM254 158L255 159H259V160H255ZM19 159L22 160L21 161L22 163L20 162ZM44 159H46V160H44ZM245 159H246V161H245ZM251 159H252V161L254 160L253 163L250 161ZM178 160H180V159H178ZM191 160H194V162L191 161ZM197 160H199V161H197ZM51 161H52V159H51ZM33 163H34V165H33ZM197 163H198V165H197ZM249 163H252L251 167H250V164ZM148 164L153 165L152 167H156V170H155V168L153 169L156 172L158 171V169H162L164 172L166 171L163 174V177L165 178V180H163L162 176H158V175H161L162 172L160 174H157L158 172L155 173L152 169L151 170L154 173L151 170H148V172L151 171L154 175L157 174V177L154 180L152 179V177L148 178L147 175H149V173L146 170V169H148V168H146V166L147 167L149 166ZM184 164H185V166H184ZM200 164H201V166H199ZM203 164H205V165H203ZM19 165H21V166H19ZM27 165H30V166L27 167ZM47 165H48V167H47ZM125 165H126V163H125ZM182 165H183V167H181ZM209 165H211L212 168H214V169H211V166H209ZM126 166L128 168H130V170L133 169L132 166H131V164H127ZM246 166H248V168L250 167V169H248ZM45 167H47V168H45ZM76 167L79 168L78 166H76ZM143 167H145V170H144ZM227 167H229V168H227ZM203 168H205V169H203ZM215 168H217V169H215ZM243 168L244 169L247 168V170L244 171ZM143 170H144V172H147V173H144ZM226 170H225V172H226ZM228 170H227V172H228ZM169 171H170V173H169ZM198 171H199V173H198ZM54 172L56 173V176H55V173ZM182 172H184V173H182ZM223 172H224V170H223ZM152 173H151V176H152ZM245 174H244V177H245ZM154 175H153V178H155ZM62 176L63 175L60 174V178ZM191 177H189V178H191ZM199 177H200V174H199ZM244 177L234 178V180L232 181L231 179H228L225 176V178H223V182L226 183L229 180L226 183L227 185L226 184L225 185L228 187L229 184H230L231 186H229V187H231V188H232V185H233V187H235L234 189L236 190V188H238V185H240V182L245 180ZM91 178H92V176L90 177L89 181L91 180ZM157 178L158 179L161 178V180H158ZM171 178H172V176L169 179L170 181H171ZM149 179H151V180H149ZM213 179H211L209 181H217V180H215V179L213 180ZM172 180H173V178H172ZM195 180L196 181L198 180L197 177H195ZM200 180L201 179L199 178V180L197 182H199ZM43 182H45V183H43ZM160 182H158V183H160ZM44 185H46V186L43 188ZM263 185H264V178H263ZM47 186H48L49 190H48ZM240 187H244V186H241L240 185ZM52 189L55 190V191H53ZM62 193L64 194V196H62L63 195ZM227 193H229V192H227ZM227 193L226 194L223 193V195L224 196L226 195L225 197H230V196L234 197V194L231 195V194H227ZM248 195L246 197L249 198L250 196H248ZM55 196H57V197H55ZM60 196H62V197H60ZM258 196L260 198H262L263 194H259ZM53 197H54V199H53ZM63 197H65V198H63ZM235 197H237V198H246V197L240 196V195H238V196L236 195ZM13 200L15 201V203H14ZM19 202H20V204H19ZM64 202H65V204H63ZM11 203H14L13 204L14 206ZM16 203L19 206H17ZM24 206H25V208H24ZM29 207H30V209H29ZM20 208H22V209H20ZM44 208H45V210H44ZM23 209H25V210L23 211ZM90 209H92V206H91V208L90 207L88 208V211ZM26 210H27V212H26ZM28 210L30 211V213H29ZM92 210H90L89 212L88 211L85 212V215H86V213L88 214L90 212H93V213L96 212V211H94V209H92ZM93 213H91L92 216L90 214L87 217L85 216L86 217L85 220L82 218V221H81V219L79 220V219H75L74 218L77 221V223H78L77 226L78 227L80 226L79 223L82 224V223H85L86 222L88 224V226H87V224H82V226L80 227V229L81 228H83V229L85 228L84 230H85V232L87 234L89 232V230H90L88 228L90 227L91 228V233L90 234L91 235H92V233H93V235L97 234V236L100 239H103L105 237L106 240H104L105 239L104 238L103 241H108V242L110 241L111 242V240L113 239L114 241L117 240L116 242H118V239H121L122 238L121 240L123 241L124 244L121 243L122 241L119 242V244L120 245H123V248H121L122 246L119 247L120 245L118 243H116V242H113V240H112V243H113L114 246L117 244L116 248H118V247L121 248V249H118V251L119 250H123V253L125 251V255H128L127 254L128 252L130 253V251L133 252V250H135L133 248L135 246L132 247L133 250H132L131 247H129L130 246V243H129V239L127 238L129 236L128 235L126 236L125 232L122 233L123 231L121 232V230H117L115 227H112V224L109 223V221H111V220H108L107 219L108 218L107 216H104L103 215L104 216V218H103V216H100L97 213L96 214L94 213V216L96 217L95 218L93 216ZM49 214H50V217H49ZM35 215H37V217ZM59 216H61V217L59 218ZM99 216L101 218H103V221H102L101 218H99ZM45 217L47 219L48 218L50 219L52 217L51 219L53 220V223H51L52 222L51 219L50 220H47ZM82 217H83V215H82ZM93 217L97 220V222L95 221V219ZM89 218L92 221H89L88 222ZM98 218H99V220L101 219L102 223H101V221L98 220ZM58 219H59V221L57 222L58 223L57 224L56 221ZM104 219H105L106 222L107 221L108 222L106 223L104 221ZM44 220H46V221H44ZM54 220H56V221H54ZM98 221H99V223L102 224V226H101V224L98 225L99 224ZM47 222H50V223H47ZM54 222H55V224H54ZM91 222H93L94 224L91 223ZM59 223H60L61 226L59 225ZM89 223L92 225V227H91V225ZM105 223L107 224V227L109 228L108 229L106 227L109 230V232L107 230H102V228H101L102 231L99 230L100 226L103 227V225H105ZM58 225H59V228L60 229L58 228ZM93 225H95V226H97V228L98 227L99 228L97 229ZM105 226L103 227V229H105ZM86 229H87V231H86ZM110 230H111V232H110ZM94 231L97 232V233H95ZM104 231H107L108 233L107 232H104ZM119 231H120V233H118ZM114 232H115V234H114ZM102 234L105 235L103 238H102V236H103ZM112 234H114V236ZM119 234L122 235V237L120 235L121 238H119ZM87 235H89V234H87ZM91 235H89V236H91ZM109 235L113 236L112 239H111V237ZM97 236H96V238H97ZM106 236H108V238L109 237L110 238L108 239ZM160 236H161V233H160L159 236L155 235L154 237H157L158 238ZM72 237H75V238H72ZM123 237L126 238V240L123 239ZM73 239H75V240H73ZM106 244H107V242H106ZM113 245H111V246H113ZM134 245H136V244H134ZM137 245H139V244H137ZM137 245H136V247H138ZM141 245H139V247L136 248L137 249L136 251H137V254L139 255V253H140L139 248L141 249V254L140 255H143L144 254L145 257L144 256L143 257L139 256V257H140V260H142V258H143V260L145 262L144 264H171L172 263V260H173V262H176L177 261L174 264H177L178 262H179L178 264H183V263H180V261L181 262L182 261L184 262L183 259L182 260H180V259L178 260L177 259L178 258L177 256H176L177 258L176 257L172 258L171 255L175 256V254H173V252L175 253V250L170 249V250L173 251L172 252L165 245H162V248H161V245L158 246L159 248L156 249L157 252L153 250L152 251V255H150L151 252H149V250L152 249V246L156 248V245L157 244H153V243L143 244L142 245L143 246V250H142V246ZM108 246H110V244ZM126 246H127V248H126ZM144 246H145V248H144ZM163 246H165V247H163ZM149 247H151V248L149 249ZM90 248H92V249H90ZM116 248L113 249L111 247L112 250L117 251ZM147 249H149V250H147ZM161 249L162 250L164 249L163 252H162ZM165 249L166 250H169L170 252L169 251H166ZM94 250H97V252H95ZM144 250H145V252H144ZM146 250L148 251L149 254L147 253ZM158 250H159V252H158ZM72 251H75L78 255H76L75 252L73 254ZM136 251H134L135 254H136ZM167 252H168V254H170V257L171 258H169V255L167 254ZM145 253H146V255H145ZM162 253H163L164 256L165 255L166 256L163 257ZM106 254L109 255V256H106ZM160 254L162 255L161 256L162 258L159 257ZM73 255H76V256L74 257ZM70 256H73L74 258L71 259ZM77 256L81 257V258L78 257L80 259V261H79L78 258L75 261L76 263L74 261H71V260L76 259ZM102 256H104V257H102ZM115 259H116V261H115ZM169 259H172V260L170 261ZM142 262H141V264H143Z\"/></svg>","mask_w":264,"mask_h":264}]
</instances>
